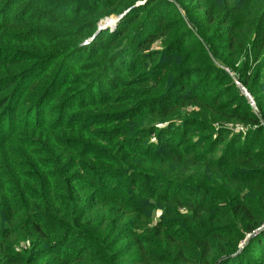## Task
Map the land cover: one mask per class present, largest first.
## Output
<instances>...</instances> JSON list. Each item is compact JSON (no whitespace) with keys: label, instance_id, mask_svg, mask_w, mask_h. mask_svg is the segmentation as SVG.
Wrapping results in <instances>:
<instances>
[{"label":"trees","instance_id":"1","mask_svg":"<svg viewBox=\"0 0 264 264\" xmlns=\"http://www.w3.org/2000/svg\"><path fill=\"white\" fill-rule=\"evenodd\" d=\"M0 264H264V0H0Z\"/></svg>","mask_w":264,"mask_h":264},{"label":"rangeland","instance_id":"2","mask_svg":"<svg viewBox=\"0 0 264 264\" xmlns=\"http://www.w3.org/2000/svg\"><path fill=\"white\" fill-rule=\"evenodd\" d=\"M110 18H115V17H110ZM110 18H107V19H104V20H102V22L101 23H99L101 26H103V25H105L106 24V20H108V19H110ZM116 19V18H115ZM113 21V20H112ZM110 22V21H109ZM118 22V21H117ZM117 22H115L114 24H112V25H110V26H108V27H106V29H108V28H110V29H114V27L116 26V24H117ZM99 24H98V26H99ZM109 29V30H110ZM101 30V29H100ZM227 72L229 73V71L227 70ZM230 74V73H229ZM232 75V74H231ZM234 83L236 84V85H240V84H237L236 83V81H234ZM240 87V89L242 88L241 86H239ZM241 91H243L242 89H241ZM244 93V92H243ZM245 94V93H244ZM246 97L248 98V96L246 95ZM248 102H249V104L251 105V107H255V105H254V102H253V100H252V98L249 96V98H248ZM230 128L233 130V131H241L242 130V127L241 126H238V125H232V126H230Z\"/></svg>","mask_w":264,"mask_h":264},{"label":"water","instance_id":"3","mask_svg":"<svg viewBox=\"0 0 264 264\" xmlns=\"http://www.w3.org/2000/svg\"><path fill=\"white\" fill-rule=\"evenodd\" d=\"M122 17V15H120V16H118V17H116V19L112 22V21H110L109 23L108 22H106V24L105 25H103V26H101L100 24H99V30L101 29H105L106 27H108V26H110V24H114L115 22H117L120 18ZM110 20V19H109ZM98 30V31H99ZM97 31V32H98ZM97 34V33H96ZM242 90H243V92L245 93V95H247L248 96V98H249V94L246 92V90L244 89V88H241Z\"/></svg>","mask_w":264,"mask_h":264},{"label":"bare ground","instance_id":"4","mask_svg":"<svg viewBox=\"0 0 264 264\" xmlns=\"http://www.w3.org/2000/svg\"><path fill=\"white\" fill-rule=\"evenodd\" d=\"M112 20L114 21V20H115V18H110V20L108 19V20H106V22H108V23H109V21H112ZM113 21H112V22H113Z\"/></svg>","mask_w":264,"mask_h":264},{"label":"built area","instance_id":"5","mask_svg":"<svg viewBox=\"0 0 264 264\" xmlns=\"http://www.w3.org/2000/svg\"><path fill=\"white\" fill-rule=\"evenodd\" d=\"M238 84V82H236Z\"/></svg>","mask_w":264,"mask_h":264}]
</instances>
